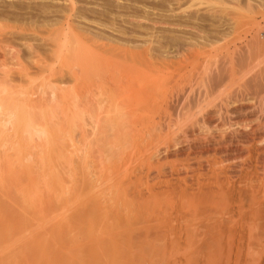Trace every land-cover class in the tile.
Masks as SVG:
<instances>
[{
	"label": "bare ground",
	"instance_id": "6f19581e",
	"mask_svg": "<svg viewBox=\"0 0 264 264\" xmlns=\"http://www.w3.org/2000/svg\"><path fill=\"white\" fill-rule=\"evenodd\" d=\"M81 1L89 0H0L2 82L13 72L7 66L21 65L22 70V51H30L37 65L49 62L40 55L45 48L60 60L65 47L107 53L83 56L80 66L83 128L79 130L86 142L83 158L96 169L93 179L64 185L69 196L63 202L54 199L46 208L39 209L35 203L22 210L42 216L53 213L58 220L65 203L71 210L75 207L77 222L110 221L121 230L114 234L119 249L112 248L121 256L262 254L264 0H168L178 6L171 7V14L151 12L157 18L145 14L147 0H136L137 4L112 0L121 9L117 13L124 12L130 24L151 29L140 34L136 30L132 37L128 34L127 45L119 44V39L118 44L116 40L112 45L98 43L95 37L80 33L71 19L87 8L78 5ZM164 1L154 0V4ZM187 4L206 7L202 13H191L183 8ZM8 6L28 8L27 16L42 18L43 23L13 25L7 20L21 19L23 14L6 10ZM88 9L100 11L99 6ZM18 190L4 191L16 195ZM78 190H88L87 197L77 198L82 195ZM14 199L13 195L10 200ZM125 240L131 243L121 245ZM159 241L164 249L155 247ZM166 242L172 246L167 248ZM151 243L155 245L150 249Z\"/></svg>",
	"mask_w": 264,
	"mask_h": 264
},
{
	"label": "rangeland",
	"instance_id": "374dc122",
	"mask_svg": "<svg viewBox=\"0 0 264 264\" xmlns=\"http://www.w3.org/2000/svg\"><path fill=\"white\" fill-rule=\"evenodd\" d=\"M109 1L110 0L81 1L78 5H84L87 8L83 9L80 15L74 16L71 19L76 29L86 37H95L94 40L98 43H101L103 40V42L111 45L115 40L116 43L114 42V44H118L120 41L121 43L119 42V44H122L123 42V45H127L126 39L128 37H132L133 35L138 34V32L140 34L141 31H149L148 29L150 28L148 25L142 24V26H135V24H130L128 20H126L124 12H120V14L117 13L121 9L115 6L116 2L112 0L111 2ZM124 1V3L128 2L130 4H137L135 3L136 0ZM149 1L147 0L145 3L147 12H149H146L145 14L149 18L152 15L151 18L159 17V15L155 16L151 13L153 11L159 14H166L171 11V13H173V9L178 6L176 2L174 4V2L172 3V1L168 0H166L168 2H161L163 6H161V4L155 5L154 3L156 0L155 2L154 0ZM193 5L194 4H187L186 7H184V5L183 8L186 10L188 9L187 11L191 13L196 11L202 13L206 7V5L203 4H199L200 8L198 4H195L197 6ZM93 6H99L100 11L95 13L92 11L90 12L88 8ZM148 6H150V9ZM192 6L194 9H192ZM171 7L174 8L171 9ZM6 8V10L10 9L9 11L18 10L23 14L21 15L22 17H20L21 19L14 20L12 18L9 19V21L7 20L9 23L11 22L10 20H12L11 23L13 25H33L35 20L34 25H40L43 23L42 18H39L38 20L36 16L32 17V14L27 16L28 10H30L28 8H23L24 12L19 6L15 8L8 6ZM199 10H201V12ZM143 13L144 12H141V14ZM121 14L122 16L124 14V16H119ZM160 17L164 18V16ZM128 34L129 36L127 37ZM138 43L143 45V42L140 40H138ZM75 50L74 47H67V49L65 47V50H62L60 53L62 55V59L60 60V58L55 59L54 52L51 50L46 51V48L41 49V57L47 56L46 58H49V62L45 63V65L49 63L50 65L48 64V66L43 65V63V66L41 64L39 65V63L37 65L34 61L33 54L30 53V51H22L20 53L21 61L23 62L22 70L21 65L19 66L20 68L18 66L9 65L7 67L13 69L11 76L5 80L3 79L4 83L2 82V79H0V264H264V250L260 255H234L230 256L231 258H192L182 254L169 255V257L168 255L160 254L156 257L145 256L140 258L131 257L129 255L121 256L120 254H118V256L116 250L119 249L118 245H120V241L114 240V234L121 232V230L117 231L118 228H115L116 225L114 224V227L113 223L110 221L107 224L102 222L105 221L103 219L102 221L93 219V221H87L86 223H80L81 221L77 222L78 220L73 218L74 213L76 212L75 207L71 210L69 209V205H65V203L60 211H58L59 214L57 213L60 215L57 216V218H59L58 220H55L54 216V218L52 217V215H54L53 213L43 214L42 216L41 213H36V215H34V213L31 212L27 213L29 210L26 212L22 210L25 209L24 207L35 206V203H37L39 209H43L45 206L48 207L49 204L51 205L57 200L58 202L65 201L69 196V193L67 186L64 185H67L69 182H76L75 185H77L78 183L80 184L81 182L88 180V178L89 180L90 178L93 179L91 176H93L95 173L94 170H96L93 163L90 162V164H87L85 162L86 160L83 158V147H86V142L83 141L81 136L83 125L79 117V110H81L79 98L80 94H82L81 90L83 88L80 66L83 63V61L81 62V60H83L82 58L86 55L93 56L95 54L102 57V55H106L107 53L104 54L105 52L101 51V49L99 51H93L87 48H82V50L78 49V51ZM51 57L53 58L52 60H50ZM54 60L56 63L53 62ZM3 68L0 67V70ZM4 111L6 113H4ZM76 111L78 112V115H76ZM14 113L17 114L15 115ZM19 113L22 116H20ZM17 120L18 124H15L17 123ZM26 122H30V124ZM14 165H16V167ZM14 167L16 168L15 170ZM70 168L73 170H70ZM70 171L71 173L69 174ZM16 180H18V182H16ZM10 182L14 183L11 184ZM15 183L19 185L17 186ZM37 183L39 185H37ZM8 184L9 188L6 187ZM24 184H26V188L24 187ZM29 184L32 185L29 186ZM1 185L6 188L4 190L9 189V191L13 192L14 189L18 190L20 188L19 190L25 193L23 194L20 191V194L19 190L16 191V195L18 192V195H20L19 197L18 195H15V191L14 194L9 191L5 192ZM80 185L78 186L81 187ZM39 186L40 188H38ZM11 187L12 190L10 189ZM77 192L78 195L79 193L82 194L79 196L76 194L75 196H78L77 198L80 199L81 197L84 199L88 195V190H78ZM3 193H6V195ZM12 194L17 197V199H14L15 201L10 200L13 196ZM41 194H46V201ZM48 199L51 200L47 201ZM54 199H56V201H53ZM41 204L43 205L42 207ZM8 207H12V210L10 211ZM72 207L71 204V208ZM72 211L75 212L73 213ZM92 211L93 210H90L89 213L95 214ZM49 216L52 217V219ZM112 241L114 243H112ZM115 241H117V243L119 241L118 245H116L117 243ZM161 242H155L157 245L151 243L152 245L150 246V249L153 248L154 245L155 247H158L159 250V246L164 249L161 245L163 242ZM130 243V241L129 243L128 241L126 243L121 242V245H128ZM169 244V242L164 243V245H168L166 246L167 248L172 246V244ZM114 246L115 248L118 246L114 251L115 253L112 249ZM145 246H148V250H150L149 245ZM122 247L121 249H123ZM127 247L128 246H125L124 249Z\"/></svg>",
	"mask_w": 264,
	"mask_h": 264
}]
</instances>
